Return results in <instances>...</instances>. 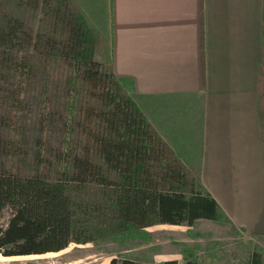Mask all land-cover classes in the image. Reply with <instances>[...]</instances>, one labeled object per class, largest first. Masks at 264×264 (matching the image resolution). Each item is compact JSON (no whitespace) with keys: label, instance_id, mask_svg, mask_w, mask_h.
Here are the masks:
<instances>
[{"label":"trees","instance_id":"obj_1","mask_svg":"<svg viewBox=\"0 0 264 264\" xmlns=\"http://www.w3.org/2000/svg\"><path fill=\"white\" fill-rule=\"evenodd\" d=\"M131 90L77 0H0V254L227 219ZM247 264H264V250L253 245Z\"/></svg>","mask_w":264,"mask_h":264},{"label":"crops","instance_id":"obj_2","mask_svg":"<svg viewBox=\"0 0 264 264\" xmlns=\"http://www.w3.org/2000/svg\"><path fill=\"white\" fill-rule=\"evenodd\" d=\"M77 1L155 130L264 250V0Z\"/></svg>","mask_w":264,"mask_h":264},{"label":"rangeland","instance_id":"obj_3","mask_svg":"<svg viewBox=\"0 0 264 264\" xmlns=\"http://www.w3.org/2000/svg\"><path fill=\"white\" fill-rule=\"evenodd\" d=\"M6 216L4 211L0 222ZM253 245L249 236L223 216L219 220L197 219L191 226L156 223L102 241L70 243L57 251L0 254V264H108L111 257L121 255L149 264L163 259L183 264L184 258L192 264H247Z\"/></svg>","mask_w":264,"mask_h":264},{"label":"bare ground","instance_id":"obj_4","mask_svg":"<svg viewBox=\"0 0 264 264\" xmlns=\"http://www.w3.org/2000/svg\"><path fill=\"white\" fill-rule=\"evenodd\" d=\"M3 257L11 259L13 256H3Z\"/></svg>","mask_w":264,"mask_h":264}]
</instances>
